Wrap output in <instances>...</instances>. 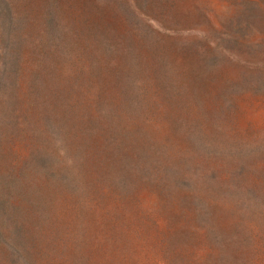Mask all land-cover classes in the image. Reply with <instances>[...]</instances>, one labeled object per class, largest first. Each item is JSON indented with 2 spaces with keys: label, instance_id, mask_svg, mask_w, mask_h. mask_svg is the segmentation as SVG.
Wrapping results in <instances>:
<instances>
[{
  "label": "rangeland",
  "instance_id": "1",
  "mask_svg": "<svg viewBox=\"0 0 264 264\" xmlns=\"http://www.w3.org/2000/svg\"><path fill=\"white\" fill-rule=\"evenodd\" d=\"M7 2L0 264H264V0Z\"/></svg>",
  "mask_w": 264,
  "mask_h": 264
},
{
  "label": "trees",
  "instance_id": "2",
  "mask_svg": "<svg viewBox=\"0 0 264 264\" xmlns=\"http://www.w3.org/2000/svg\"><path fill=\"white\" fill-rule=\"evenodd\" d=\"M7 0H0V49L2 51V56L6 57L7 55L18 61L17 54L13 52L14 40L12 31H14L17 26H15V21L18 23L17 19L14 18V12L10 7ZM19 27V25H18ZM5 65L2 63L0 67V83L2 81L3 67ZM2 85V84H1ZM1 87V86H0Z\"/></svg>",
  "mask_w": 264,
  "mask_h": 264
}]
</instances>
